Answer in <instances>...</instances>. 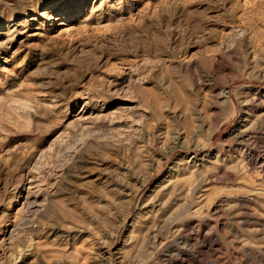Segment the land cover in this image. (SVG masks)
I'll list each match as a JSON object with an SVG mask.
<instances>
[{"label": "rangeland", "instance_id": "374dc122", "mask_svg": "<svg viewBox=\"0 0 264 264\" xmlns=\"http://www.w3.org/2000/svg\"><path fill=\"white\" fill-rule=\"evenodd\" d=\"M0 264H264V0H0Z\"/></svg>", "mask_w": 264, "mask_h": 264}, {"label": "bare ground", "instance_id": "6f19581e", "mask_svg": "<svg viewBox=\"0 0 264 264\" xmlns=\"http://www.w3.org/2000/svg\"><path fill=\"white\" fill-rule=\"evenodd\" d=\"M196 162V161H195ZM198 163V162H197ZM197 165V164H196ZM176 177V176H175ZM177 178H178V176H177ZM156 218V217H155ZM163 221V220H162ZM164 225V224H163ZM162 226V225H161ZM157 228V227H156ZM159 229V228H158ZM157 229V230H158ZM161 229V228H160ZM159 229V230H160ZM149 234V233H148ZM148 234H145V235H148ZM159 234V231H156V233H155V235H158ZM152 236H150V238H151ZM144 238H146V237H144ZM149 239V238H148ZM153 240V239H152ZM150 241V240H149ZM33 255V254H32ZM59 259H60V257H59ZM59 261V260H58ZM62 261H64L63 259H62Z\"/></svg>", "mask_w": 264, "mask_h": 264}]
</instances>
